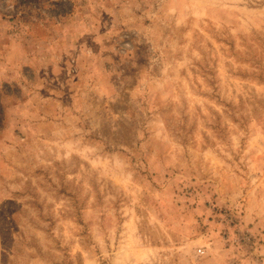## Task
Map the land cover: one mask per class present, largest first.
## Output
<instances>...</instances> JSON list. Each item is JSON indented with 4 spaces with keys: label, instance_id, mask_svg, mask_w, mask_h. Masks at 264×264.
I'll list each match as a JSON object with an SVG mask.
<instances>
[{
    "label": "rangeland",
    "instance_id": "obj_1",
    "mask_svg": "<svg viewBox=\"0 0 264 264\" xmlns=\"http://www.w3.org/2000/svg\"><path fill=\"white\" fill-rule=\"evenodd\" d=\"M0 104V264H264V0H0Z\"/></svg>",
    "mask_w": 264,
    "mask_h": 264
},
{
    "label": "built area",
    "instance_id": "obj_2",
    "mask_svg": "<svg viewBox=\"0 0 264 264\" xmlns=\"http://www.w3.org/2000/svg\"><path fill=\"white\" fill-rule=\"evenodd\" d=\"M203 252H204V251H203L201 248H198V249H197V253H198V255H202Z\"/></svg>",
    "mask_w": 264,
    "mask_h": 264
},
{
    "label": "trees",
    "instance_id": "obj_3",
    "mask_svg": "<svg viewBox=\"0 0 264 264\" xmlns=\"http://www.w3.org/2000/svg\"><path fill=\"white\" fill-rule=\"evenodd\" d=\"M1 113H2V108H1V104H0V119H1Z\"/></svg>",
    "mask_w": 264,
    "mask_h": 264
}]
</instances>
